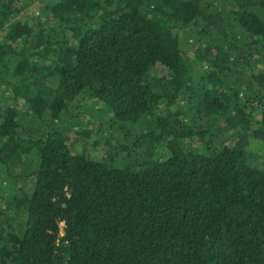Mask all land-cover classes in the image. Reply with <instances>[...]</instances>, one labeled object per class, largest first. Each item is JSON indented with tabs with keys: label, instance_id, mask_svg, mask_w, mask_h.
Masks as SVG:
<instances>
[{
	"label": "trees",
	"instance_id": "obj_1",
	"mask_svg": "<svg viewBox=\"0 0 264 264\" xmlns=\"http://www.w3.org/2000/svg\"><path fill=\"white\" fill-rule=\"evenodd\" d=\"M0 264H264V0H0Z\"/></svg>",
	"mask_w": 264,
	"mask_h": 264
},
{
	"label": "rangeland",
	"instance_id": "obj_2",
	"mask_svg": "<svg viewBox=\"0 0 264 264\" xmlns=\"http://www.w3.org/2000/svg\"><path fill=\"white\" fill-rule=\"evenodd\" d=\"M35 8H36V7L34 6L33 11L35 10ZM24 14H25V13H24ZM24 14H23V15H24ZM100 151H101V150H100Z\"/></svg>",
	"mask_w": 264,
	"mask_h": 264
}]
</instances>
